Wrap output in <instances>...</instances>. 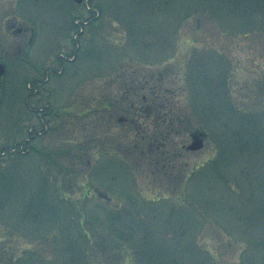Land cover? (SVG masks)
I'll use <instances>...</instances> for the list:
<instances>
[{"label":"rangeland","instance_id":"374dc122","mask_svg":"<svg viewBox=\"0 0 264 264\" xmlns=\"http://www.w3.org/2000/svg\"><path fill=\"white\" fill-rule=\"evenodd\" d=\"M0 62V264H264V0H0Z\"/></svg>","mask_w":264,"mask_h":264},{"label":"water","instance_id":"95a60500","mask_svg":"<svg viewBox=\"0 0 264 264\" xmlns=\"http://www.w3.org/2000/svg\"><path fill=\"white\" fill-rule=\"evenodd\" d=\"M3 72H4V65L0 62V77H1ZM201 146H202V141L199 139H195L188 145V148L196 149V148H199Z\"/></svg>","mask_w":264,"mask_h":264},{"label":"flooded vegetation","instance_id":"af4514ba","mask_svg":"<svg viewBox=\"0 0 264 264\" xmlns=\"http://www.w3.org/2000/svg\"><path fill=\"white\" fill-rule=\"evenodd\" d=\"M18 29H19V28H18ZM39 116H40V114H39ZM43 125H45V124H43ZM39 132H40V131H38L37 134H40V133H41V132H40V133H39Z\"/></svg>","mask_w":264,"mask_h":264}]
</instances>
